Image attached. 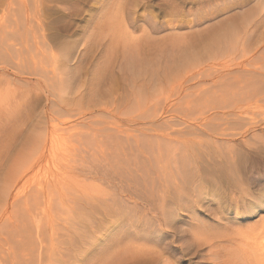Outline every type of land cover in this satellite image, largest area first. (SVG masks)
<instances>
[{
	"label": "rangeland",
	"instance_id": "obj_1",
	"mask_svg": "<svg viewBox=\"0 0 264 264\" xmlns=\"http://www.w3.org/2000/svg\"><path fill=\"white\" fill-rule=\"evenodd\" d=\"M9 25L0 264H256L264 178L226 182L210 163L218 135L199 125L238 105L264 115V82L248 74L264 73V0H0ZM220 29L238 42L212 52ZM184 168L196 173L177 190ZM152 193L163 210L121 201Z\"/></svg>",
	"mask_w": 264,
	"mask_h": 264
},
{
	"label": "bare ground",
	"instance_id": "obj_2",
	"mask_svg": "<svg viewBox=\"0 0 264 264\" xmlns=\"http://www.w3.org/2000/svg\"><path fill=\"white\" fill-rule=\"evenodd\" d=\"M37 8V7H36ZM25 9V8H24ZM36 10V9H35ZM36 12V11H35ZM40 12H36L34 13L35 14V17L37 20V23L38 25L41 27V23H40V15H39ZM16 22V21H14ZM2 24V23H1ZM17 25V23H15ZM39 27V28H40ZM7 28H12L10 25L9 26H0V52L3 51L4 52V49L6 47H9L11 46V44L8 42L9 41V36L10 35H13L14 32H17L15 30H8ZM14 29V28H13ZM38 29V28H37ZM41 29V28H40ZM5 31V32H4ZM224 31V29H220L218 32H215L213 34H211L208 38H206L207 40L205 41L206 42V47L205 48H210V49H205L206 52L208 53V51H212L214 50L215 48H217L218 50V47H222V49L226 48H233L234 47V43L236 44L237 42H234L232 38L228 37L227 33L225 34H222ZM225 32V31H224ZM16 34V33H14ZM9 35V36H8ZM239 35V34H238ZM11 39V38H10ZM247 40H245L246 42ZM234 42V43H233ZM245 45V44H244ZM249 45V44H248ZM243 46V45H242ZM255 47V46H254ZM253 47V48H254ZM221 49V50H222ZM7 50V49H6ZM225 50V49H224ZM8 51V50H7ZM6 51V52H7ZM220 51V49H219ZM223 51V50H222ZM2 52V53H3ZM213 52V51H212ZM221 52V51H220ZM1 54V53H0ZM4 56V55H3ZM202 56V55H200ZM201 60V59H200ZM205 61L207 59H204ZM251 60V59H250ZM253 60L255 61V58H253ZM246 61V60H245ZM253 61V62H254ZM240 62V61H239ZM244 62V61H243ZM250 62V61H249ZM225 63V62H224ZM238 63V62H237ZM236 63V65H237ZM241 63V62H240ZM247 64H249L247 62ZM246 64V65H247ZM255 64V63H254ZM235 65V64H234ZM245 64L241 63V66H244ZM227 66V65H226ZM264 66V65H263ZM244 67H247V66H244ZM256 67V66H255ZM259 67V66H258ZM260 68V67H259ZM263 68V67H262ZM249 69V68H247ZM240 70V69H239ZM245 70V69H243ZM264 70V69H263ZM241 71V70H240ZM250 72H248V74H257V75H260L258 76L259 80H261V82H264V73L263 72H259L258 70H249ZM185 73V72H184ZM245 74V73H244ZM246 75V74H245ZM191 77V76H190ZM251 77V76H250ZM255 77V76H254ZM257 77V76H256ZM257 78V79H258ZM181 79V78H180ZM186 79V78H185ZM190 79V78H188ZM254 79V78H253ZM256 79V80H257ZM246 81V79L244 80ZM258 81V80H257ZM256 81V82H257ZM181 82V81H180ZM180 84V83H179ZM230 84V83H229ZM253 84V83H252ZM261 88V87H259ZM236 89V88H235ZM234 89V90H235ZM238 89V88H237ZM263 89H264V86H263ZM258 90V89H257ZM261 91V89H259ZM233 91V90H232ZM237 91V90H236ZM235 91V92H236ZM260 91H256L257 93H259ZM264 91V90H263ZM234 92V91H233ZM238 92V91H237ZM255 92V93H256ZM264 94V93H263ZM238 95V93H237ZM244 95V94H242ZM241 95V96H242ZM224 96V95H223ZM264 98V96H263ZM248 99V98H247ZM246 99V100H247ZM251 99V98H250ZM222 100V99H220ZM238 100V99H237ZM245 100V101H246ZM252 100V99H251ZM264 100V99H263ZM236 102V101H235ZM244 102V101H242ZM248 102H250V100H248ZM226 105V104H225ZM235 105V104H234ZM250 105V104H249ZM253 105V104H252ZM250 105V106H252ZM229 106V105H228ZM231 106V105H230ZM239 108L238 109H234L231 111V113H229L228 115H224V114H220V115H216L214 114L213 116H210V117H207L209 120L206 121V124H204L202 121V124H200L199 126H208L207 128V131L209 132V134H213L215 133L214 135H218V137L216 138L214 135V137L216 139H218V142L220 143V149L224 150V152L222 154H218V158L220 160H212L210 163H214L213 166H219L218 168V171H220V175L222 178L225 179L226 182L230 183V182H233L235 187H241L244 183H245V179L246 180H249L248 182L250 184H254L255 186L257 185H261L262 184V180H263V176L262 174L258 175V176H253V173H259L260 170H262L263 168V171H264V115L262 117H259V116H252L248 111H247V107L245 108V106L243 107L242 105H238ZM226 107V106H225ZM228 108V107H227ZM237 108V107H235ZM249 108V107H248ZM232 109V108H231ZM224 113V112H223ZM262 113V112H261ZM226 114V113H225ZM205 121V120H204ZM212 121H216V123H214L213 125L211 124ZM209 124V125H208ZM211 124V126H210ZM198 126V125H197ZM203 128V127H202ZM196 129V128H195ZM198 129V127H197ZM205 129V128H204ZM204 131V130H203ZM200 132V130L198 131ZM206 132V131H205ZM207 132V133H208ZM170 133V132H169ZM168 134V133H166ZM200 135H202V133H199ZM208 134V135H209ZM207 135V134H205ZM168 136V135H167ZM212 135H210L211 137ZM212 136V137H213ZM166 137V136H165ZM211 137V138H212ZM167 138V137H166ZM168 140V139H166ZM206 142V141H205ZM217 142V143H218ZM204 143V142H203ZM208 143H210L208 141ZM206 143V144H208ZM204 145V144H203ZM214 145V144H213ZM198 147H202L200 145H198ZM204 148V146H203ZM208 148V146L206 147ZM211 148V147H209ZM218 148H219V145H218ZM217 149V148H216ZM176 150V149H174ZM179 150V149H178ZM200 150V149H199ZM203 150V149H202ZM200 150V151H202ZM171 151V150H170ZM208 151V150H207ZM215 151V150H214ZM213 151V152H214ZM212 153V152H211ZM218 153V152H217ZM122 154V153H121ZM150 154V153H148ZM178 154V153H177ZM169 155H173V154H170ZM186 155V154H185ZM216 155V154H215ZM178 156V155H176ZM181 156V155H180ZM188 156V154H187ZM213 156V155H212ZM169 157V156H168ZM171 157V156H170ZM179 157V156H178ZM210 157V156H208ZM211 158V157H210ZM213 158V157H212ZM217 157H215L216 159ZM208 159V158H207ZM139 160V159H138ZM184 160V158H183ZM176 161V160H175ZM189 161V160H188ZM192 161V160H191ZM190 161V162H191ZM204 161V160H203ZM209 161V160H208ZM121 162V161H120ZM177 162H180V161H177ZM187 162V161H186ZM205 162V161H204ZM255 162V163H253ZM171 163V161H170ZM174 163V162H173ZM206 163V162H205ZM169 164V163H168ZM182 164L183 161H182ZM189 164V163H188ZM193 164V163H191ZM196 163H194L195 165ZM255 164H258L255 166ZM126 165V164H125ZM186 165V164H185ZM197 165V164H196ZM195 165V166H196ZM203 165V164H202ZM254 165V166H253ZM140 166V165H139ZM145 166V165H144ZM166 166V165H165ZM183 166V165H182ZM198 166V165H197ZM216 166V167H217ZM141 167V166H140ZM175 167V166H174ZM192 167V165H191ZM200 167V166H198ZM203 167V166H202ZM215 167V168H216ZM123 168V167H122ZM170 168V166H169ZM168 168V170H169ZM181 169H183L182 167H180ZM187 168H189L187 166ZM194 168V167H192ZM196 168V167H195ZM204 168H208V167H204ZM212 168V167H210ZM214 168V169H215ZM121 169V168H120ZM126 169V168H125ZM124 169V170H125ZM166 169V168H165ZM172 169V168H171ZM180 169V170H181ZM185 169V168H184ZM198 169V168H197ZM197 169H195L197 171ZM217 169V168H216ZM176 170H177V167H176ZM205 170V169H204ZM208 170V169H207ZM128 172V169L126 170ZM147 171V170H146ZM145 171V173H146ZM200 171V170H199ZM203 171V169H202ZM200 171V172H202ZM209 171V170H208ZM149 172V171H148ZM152 172V171H151ZM174 172V171H173ZM206 172V171H205ZM211 172V171H209ZM136 173V171L134 172ZM144 173V172H143ZM168 173V172H166ZM196 173V172H194ZM194 173H192L190 170H183V174L185 175L184 177V180L181 181L182 179H180V181L177 182V185H176V189L177 190H180L183 186L182 185H185L186 181H187V184L190 183L191 181L188 182V180H191V178L193 177ZM199 173V172H198ZM204 173V172H203ZM212 173V172H211ZM210 173V174H211ZM152 174V173H151ZM193 174V175H192ZM200 174V173H199ZM133 175V173H132ZM172 175V173H171ZM176 175V174H174ZM172 175V176H174ZM178 175V174H177ZM176 175V176H177ZM197 174H195L196 176ZM212 175V174H211ZM219 175V174H218ZM146 176V175H144ZM202 176V175H200ZM152 177V176H151ZM179 177V176H178ZM215 177V176H214ZM148 178V177H147ZM174 178V177H173ZM195 178V177H194ZM144 179V178H143ZM146 179V178H145ZM151 179V178H150ZM153 179V178H152ZM151 179V180H152ZM176 179V178H175ZM174 179V180H175ZM178 179V178H177ZM197 179V178H195ZM193 180V179H192ZM141 181V180H140ZM194 181V180H193ZM264 181V180H263ZM136 182V181H135ZM139 182V181H138ZM247 182V181H246ZM152 183V182H151ZM149 183V184H151ZM154 183V182H153ZM163 183V181H162ZM194 183V182H193ZM161 184V183H160ZM154 185V184H152ZM158 185V183H157ZM162 185V184H161ZM263 185V184H262ZM148 186V185H146ZM163 188H164V185H162ZM189 186V184H188ZM150 187V186H149ZM152 187V186H151ZM156 187V186H155ZM160 187V186H159ZM158 188V187H156ZM155 188V189H156ZM162 188V187H160ZM148 190V189H147ZM151 190V189H149ZM157 190V189H156ZM161 190H164V189H161ZM183 190V189H181ZM106 191V190H105ZM160 191V190H159ZM241 193L245 192L246 191V188L242 187L241 188ZM146 192V191H145ZM162 192V191H161ZM202 192V191H200ZM88 193V192H87ZM86 193V190H84V196H88L90 193H88V195ZM149 193V192H147ZM106 194V192H105ZM162 194V193H161ZM184 194V192H183ZM49 195V193H48ZM93 195V194H92ZM102 195V194H101ZM103 195H104V192H103ZM100 196V195H99ZM107 196V195H106ZM105 196V197H106ZM181 196V195H180ZM185 196V194L183 195ZM85 197V198H86ZM89 199L92 200L93 197H95V194L93 197H90L88 196ZM104 197V198H105ZM151 197V195H150ZM52 198V197H51ZM97 198V196H96ZM95 198V199H96ZM100 198V197H99ZM102 198V196H101ZM141 198V197H140ZM162 198V197H161ZM166 198V197H164ZM88 199V203L90 202ZM94 199V198H93ZM111 199V198H110ZM121 201H125L127 202V204H135L136 206H138L141 210H145V211H150V212H155V208L156 206L158 205V209L159 210H163V208L166 206V202H162V203H159L158 200H155V197L153 196V193H152V198L151 201H149V197L147 200H143V201H139L138 203L136 202L135 198H127L125 196H122L121 197ZM87 200V199H86ZM106 200V199H105ZM142 200V199H141ZM246 200V199H245ZM244 197L242 196L241 198H238L236 197V200H235V203H245L244 201ZM117 201V199H116ZM157 201V203H156ZM94 202V201H93ZM100 202V201H99ZM82 203V202H81ZM83 203H86V202H83ZM87 203V204H88ZM101 203V202H100ZM152 204V205H149V204ZM102 205V204H101ZM244 205V204H243ZM121 206V205H120ZM152 206V207H151ZM181 207V206H180ZM246 207V206H245ZM84 208V207H83ZM86 209V208H85ZM144 213V212H143ZM83 214V213H82ZM96 214V213H95ZM147 214H149L147 212ZM90 215V213H89ZM153 215V214H152ZM151 215V216H152ZM156 215V213H155ZM150 216V218H151ZM157 217V215H156ZM148 217H146L147 219ZM148 218V219H150ZM147 219V221H148ZM33 221V220H32ZM157 221V220H156ZM35 221H33L34 223ZM149 222V221H148ZM30 223V222H29ZM37 223V222H36ZM32 224V223H31ZM30 225V224H29ZM41 225V224H40ZM52 225V224H51ZM160 225V223L158 224ZM27 227H30L27 225ZM55 227V225L53 226ZM52 227V228H53ZM135 228V227H134ZM55 231V229H54ZM162 231V230H161ZM260 231V230H259ZM195 232V231H194ZM264 230L256 233V234H253L250 239L252 240V244L253 245V252H254V255H255V258H256V264H264ZM194 234V233H193ZM198 237V236H197ZM200 239V238H199ZM203 239V238H202ZM96 240V239H95ZM131 240V239H130ZM207 240V239H206ZM209 240V239H208ZM136 241V240H135ZM210 241V240H209ZM215 241V240H214ZM96 242V241H95ZM161 259H163V256H161ZM32 264V263H31Z\"/></svg>",
	"mask_w": 264,
	"mask_h": 264
}]
</instances>
